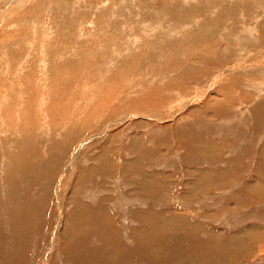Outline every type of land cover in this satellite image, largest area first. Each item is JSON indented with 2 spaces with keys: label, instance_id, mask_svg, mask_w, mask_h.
Masks as SVG:
<instances>
[{
  "label": "rangeland",
  "instance_id": "374dc122",
  "mask_svg": "<svg viewBox=\"0 0 264 264\" xmlns=\"http://www.w3.org/2000/svg\"><path fill=\"white\" fill-rule=\"evenodd\" d=\"M120 184L175 262L264 264V0H0V264H76Z\"/></svg>",
  "mask_w": 264,
  "mask_h": 264
},
{
  "label": "crops",
  "instance_id": "0c3cea01",
  "mask_svg": "<svg viewBox=\"0 0 264 264\" xmlns=\"http://www.w3.org/2000/svg\"><path fill=\"white\" fill-rule=\"evenodd\" d=\"M115 189L118 190L116 192L112 191ZM109 190L114 192L116 196L109 197ZM124 193L121 192V184L118 188H111L103 190L102 192L99 190H95V192L91 190L84 191L83 197L85 198L82 197V200H79L81 205H77V211L80 213V218L71 219L64 227L66 235H62V237L67 238L70 231H75L77 233V236L74 234L72 235V239H75V244H72L71 248L68 250L72 262L75 260L74 263L76 264H103L104 258L101 254V250L102 248H105V245L102 244V242L105 241L106 245L111 244L117 248L121 247V250H118L115 254L112 264H124L127 258H129L131 264H137L136 260L140 258L142 254H146L145 258H148L152 264H159V259L156 260L154 258L155 255L153 254V251H156V254H158L159 248H161V252H163V249L166 248L171 254L169 255L170 260L167 264H182V262L177 263L173 259V255L177 251L178 246V244L175 245V241L172 238L174 234L169 233L171 234V239H168L169 236H166L165 240L160 238L162 244L160 243L159 245V243H157L159 238L152 235V233L154 232L156 234L158 232L157 228L162 227V225H158L159 223H148L139 219V213L143 211L151 212L149 203L147 201L140 200L139 203L131 202L122 204L121 194L125 196L126 194ZM127 197V199H131L129 195H127ZM73 207H71L70 212L73 210ZM121 208L126 209L127 212H132V214H126L128 220L125 224L121 222V220H116L113 217L115 215L113 211L121 215ZM84 217L86 220H83ZM127 222L131 223L133 226L147 225L148 230H144L143 228L139 229L137 227H129ZM121 223H123V226L126 228L124 231H121ZM151 231L152 233L150 234ZM138 232L142 233V237L136 236ZM124 234L128 236V240L124 239L126 237L123 236ZM59 236H61V231ZM64 238L63 242H61L62 247H64ZM181 241L182 240H179V242ZM183 242L184 244L186 242L191 243V239H187L185 241L183 240ZM126 243H129L130 246H125L124 244ZM149 249L153 253H149ZM73 250H75L77 254L71 252ZM158 258L162 259L163 253ZM152 260L154 262H152ZM133 261H135V263H132ZM108 264H111V261Z\"/></svg>",
  "mask_w": 264,
  "mask_h": 264
},
{
  "label": "bare ground",
  "instance_id": "6f19581e",
  "mask_svg": "<svg viewBox=\"0 0 264 264\" xmlns=\"http://www.w3.org/2000/svg\"><path fill=\"white\" fill-rule=\"evenodd\" d=\"M17 9V8H16Z\"/></svg>",
  "mask_w": 264,
  "mask_h": 264
}]
</instances>
